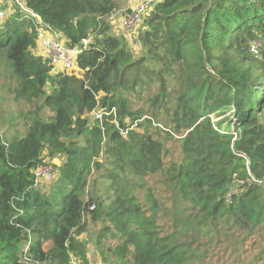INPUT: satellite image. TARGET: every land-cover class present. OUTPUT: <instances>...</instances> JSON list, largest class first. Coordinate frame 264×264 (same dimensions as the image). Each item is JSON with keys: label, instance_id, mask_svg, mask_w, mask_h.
I'll list each match as a JSON object with an SVG mask.
<instances>
[{"label": "trees", "instance_id": "16d2710c", "mask_svg": "<svg viewBox=\"0 0 264 264\" xmlns=\"http://www.w3.org/2000/svg\"><path fill=\"white\" fill-rule=\"evenodd\" d=\"M23 1L68 46L89 42L54 72L17 4L0 22L30 107L25 134L0 133V264H91L92 239L101 264H204L208 243L264 230V0H158L138 52L108 20L130 0ZM55 158L44 190L34 170ZM153 174L169 205L138 196Z\"/></svg>", "mask_w": 264, "mask_h": 264}, {"label": "rangeland", "instance_id": "374dc122", "mask_svg": "<svg viewBox=\"0 0 264 264\" xmlns=\"http://www.w3.org/2000/svg\"><path fill=\"white\" fill-rule=\"evenodd\" d=\"M133 1L134 0H130L127 8L125 7L124 10L121 11V13L125 12L126 16H119L118 14L120 13H114V15H112L108 20L113 26L114 31L116 33H124L129 39L130 47L134 52H138L140 49V44L136 38V29L139 27L140 21H131L128 25L129 28L123 27L125 26L127 16L130 15L128 8L131 10ZM124 28L129 32H127ZM9 72L10 70L7 69L4 59L1 57L0 133H7V136L10 138L14 129H17L20 134L25 131V121L22 120L21 114L29 110L30 107L24 101L14 99L11 89L14 88L15 81ZM46 110L47 109H43L42 111ZM42 114H44V112ZM224 115L230 116V112H225ZM261 117L262 120H264V113H262ZM15 123L17 124L15 125ZM23 134H25V132ZM166 148L168 150L165 155L166 165L172 161H178L180 159V146L178 142H166ZM60 161V158H55L52 160L53 165H50L52 170L51 177L49 172H47L44 174V176L46 178H50L45 179L42 177V181L39 183V186L42 189L47 190L54 181V178L57 177L59 170L56 167ZM144 180L146 181L144 186L137 191V194L143 204L148 207L149 202L145 200V196L148 193V190H151L153 196H157L160 201H163L166 205H169L167 194L165 193L161 182V177L159 175L153 174L151 176H145ZM136 184H138V182H136ZM168 215L161 219L160 224L163 226V230L171 231L169 224L172 222V216ZM227 241L228 243L224 240L218 241L216 243H208L206 245L208 248V253L205 257L204 264H264V230L255 229L252 232H239L237 230H232L231 235H229L227 238ZM87 242L88 255L90 257L91 264H101L98 260L99 258L97 256V252L93 247V239L88 240Z\"/></svg>", "mask_w": 264, "mask_h": 264}, {"label": "built area", "instance_id": "2783aa9c", "mask_svg": "<svg viewBox=\"0 0 264 264\" xmlns=\"http://www.w3.org/2000/svg\"><path fill=\"white\" fill-rule=\"evenodd\" d=\"M153 0H134L131 6L130 15L127 16L125 28H129L128 25L131 21H140L152 6ZM7 3L5 9L0 8V22L6 17L8 13L13 12V5L17 4L20 10L25 13L26 17H30L36 28L37 43L35 48V54L42 59L49 62L54 72H64L72 74L78 70L76 65V58L81 49L88 44L89 39H83L81 44L74 47L67 45L63 35L56 32L47 24H45L40 16L34 13L31 9L25 6L23 0H0V3ZM124 28V29H125ZM127 31V29H125ZM129 32V31H127ZM95 118H100V111L96 112ZM49 172L51 177V166L46 164L34 170V174L37 179L42 180L45 177L44 174Z\"/></svg>", "mask_w": 264, "mask_h": 264}, {"label": "crops", "instance_id": "0c3cea01", "mask_svg": "<svg viewBox=\"0 0 264 264\" xmlns=\"http://www.w3.org/2000/svg\"><path fill=\"white\" fill-rule=\"evenodd\" d=\"M116 13L117 14L120 13V14H118L119 16H123V15L126 16L125 13H121V11H117Z\"/></svg>", "mask_w": 264, "mask_h": 264}, {"label": "water", "instance_id": "95a60500", "mask_svg": "<svg viewBox=\"0 0 264 264\" xmlns=\"http://www.w3.org/2000/svg\"><path fill=\"white\" fill-rule=\"evenodd\" d=\"M158 0H154L152 1V5H155L157 3Z\"/></svg>", "mask_w": 264, "mask_h": 264}]
</instances>
